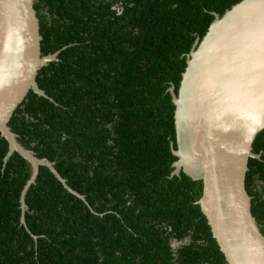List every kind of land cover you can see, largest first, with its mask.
I'll list each match as a JSON object with an SVG mask.
<instances>
[{"label":"trees","instance_id":"trees-1","mask_svg":"<svg viewBox=\"0 0 264 264\" xmlns=\"http://www.w3.org/2000/svg\"><path fill=\"white\" fill-rule=\"evenodd\" d=\"M240 0H34L42 66L8 126L46 166L5 160L0 133V264H228L177 159L174 110L186 57ZM172 143V145H171ZM245 188L264 226V130ZM177 243V245H174Z\"/></svg>","mask_w":264,"mask_h":264},{"label":"water","instance_id":"water-1","mask_svg":"<svg viewBox=\"0 0 264 264\" xmlns=\"http://www.w3.org/2000/svg\"><path fill=\"white\" fill-rule=\"evenodd\" d=\"M34 0H0V133L8 142L7 160L19 153L32 166L20 196L21 222L25 193L39 165L54 168L25 148L8 122L28 91L50 98L36 82L38 70L57 59L42 55ZM202 39L186 57L177 93L168 91L174 110L177 157L171 175L182 171L202 182L197 204L206 217L228 264H264V235L251 213L245 188L249 158H259L252 144L264 130V0H240L222 16L217 13ZM172 145V143H171Z\"/></svg>","mask_w":264,"mask_h":264},{"label":"rangeland","instance_id":"rangeland-1","mask_svg":"<svg viewBox=\"0 0 264 264\" xmlns=\"http://www.w3.org/2000/svg\"><path fill=\"white\" fill-rule=\"evenodd\" d=\"M258 226H259L260 231H261L262 234L264 235V226H260V225H258Z\"/></svg>","mask_w":264,"mask_h":264},{"label":"flooded vegetation","instance_id":"flooded-vegetation-1","mask_svg":"<svg viewBox=\"0 0 264 264\" xmlns=\"http://www.w3.org/2000/svg\"><path fill=\"white\" fill-rule=\"evenodd\" d=\"M174 245H177V243H174Z\"/></svg>","mask_w":264,"mask_h":264}]
</instances>
